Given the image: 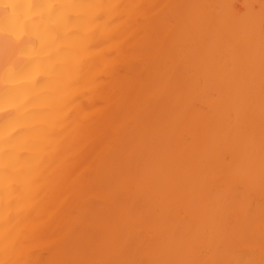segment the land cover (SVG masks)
<instances>
[{
	"label": "bare ground",
	"instance_id": "6f19581e",
	"mask_svg": "<svg viewBox=\"0 0 264 264\" xmlns=\"http://www.w3.org/2000/svg\"><path fill=\"white\" fill-rule=\"evenodd\" d=\"M216 2L0 0L17 5L0 11V241L6 232L27 238L35 253L32 258L38 260L67 258L87 247L107 250L113 237L98 220L115 212L107 190L115 185L118 172L140 169L152 174L162 148L152 141L150 110L128 102L126 90L137 81L150 83L163 65L184 52L189 43L186 34L196 31L194 26L175 24L181 12L175 8L106 10L97 21L91 8L48 6ZM25 4L44 7L17 25L12 20L24 13ZM137 15L140 23H130ZM153 15L161 21L155 26L144 20ZM190 43L193 51L199 46L197 40ZM229 61L234 70L220 73V66ZM111 68L114 74L108 71ZM188 69L190 77L198 75L193 64L186 65ZM219 88L224 90V101L214 103L213 93L219 95ZM261 104L258 52L250 67L238 47L217 57L212 86L195 106L190 101L183 109L178 141L186 133L197 142H213L226 106L239 120L234 121L231 140L215 145L220 162L227 153L232 166L243 170L249 165L250 145L255 151L254 180L234 182V206H217L207 192L194 205L196 212L206 213L202 227L209 229L212 250L219 246L220 259L244 260L250 252L258 259L264 245ZM122 122L127 126L121 127ZM164 179L155 177L157 183ZM173 219L189 233L196 223L194 216L185 219L179 210Z\"/></svg>",
	"mask_w": 264,
	"mask_h": 264
},
{
	"label": "snow or ice",
	"instance_id": "6c2138e0",
	"mask_svg": "<svg viewBox=\"0 0 264 264\" xmlns=\"http://www.w3.org/2000/svg\"><path fill=\"white\" fill-rule=\"evenodd\" d=\"M17 7L15 3H0V11ZM42 5L25 4L24 13L16 17L17 25L27 20L36 8ZM50 8H91L96 10L95 20L103 19L106 10L132 9L139 12L144 8H175L181 10L175 24L194 26L195 33H187L189 41L184 52L163 65L150 83L137 81L126 90L127 101L141 109L150 110L154 118L151 137L155 144L162 145L159 166L152 174L140 169H129L116 174V183L107 190V198L115 206L111 216H101L99 222L105 224L113 240L107 250L95 247L77 249L67 258L38 260L32 257L27 238L10 236L7 232L0 241V264H264V245L259 258L248 253L244 260L218 258L219 246L215 251L210 245V233L202 227L204 212H196L194 205L207 192L208 199L219 207L234 206L231 193L234 182L243 179L254 180L255 151L250 145L249 165L243 170L235 169L227 153L223 163L217 154V143H228L236 132L234 116L225 106L221 114V130L213 142H197L186 133L182 142L180 134L181 117L188 102L196 105L198 97L212 86V73L216 70L217 57L227 51L242 47L245 62L254 67L258 52L261 78V125H260V183L264 192V0L257 3L233 4L230 0H219L207 4L176 5H49ZM146 23L156 25L161 22L156 15L144 17ZM140 15L130 19V23H140ZM175 31V25L170 32ZM242 36V40H237ZM198 41L193 51L191 41ZM193 64L198 75L190 77L186 65ZM234 70L232 61L220 66L222 74ZM108 71L115 73V69ZM102 79V78H98ZM99 86V85H97ZM213 93V102L224 101V90ZM137 118L139 113L136 114ZM65 120L70 116H65ZM128 122H122L126 127ZM251 127V125H250ZM73 135L77 133L72 126ZM165 179L156 182L155 177ZM185 213V219L194 216L196 223L190 233L177 227L173 213Z\"/></svg>",
	"mask_w": 264,
	"mask_h": 264
}]
</instances>
